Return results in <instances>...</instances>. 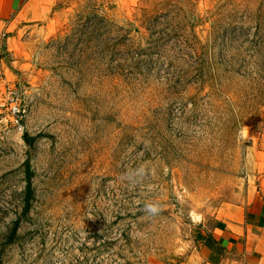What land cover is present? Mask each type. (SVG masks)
Returning <instances> with one entry per match:
<instances>
[{
  "label": "rangeland",
  "instance_id": "1",
  "mask_svg": "<svg viewBox=\"0 0 264 264\" xmlns=\"http://www.w3.org/2000/svg\"><path fill=\"white\" fill-rule=\"evenodd\" d=\"M0 71V264L179 263L264 169V0H56Z\"/></svg>",
  "mask_w": 264,
  "mask_h": 264
},
{
  "label": "crops",
  "instance_id": "2",
  "mask_svg": "<svg viewBox=\"0 0 264 264\" xmlns=\"http://www.w3.org/2000/svg\"><path fill=\"white\" fill-rule=\"evenodd\" d=\"M55 3L0 0V45L46 21ZM244 189V199L210 219L200 244L175 264H264V169H246Z\"/></svg>",
  "mask_w": 264,
  "mask_h": 264
},
{
  "label": "trees",
  "instance_id": "3",
  "mask_svg": "<svg viewBox=\"0 0 264 264\" xmlns=\"http://www.w3.org/2000/svg\"><path fill=\"white\" fill-rule=\"evenodd\" d=\"M23 140L28 146L32 147L35 138L30 137L27 133H25L23 135ZM24 166H25V171H26V187H25L24 202H25L26 210H27L29 208V203H30V200L32 197V188H31V181H30L31 176H32V172L30 170V166H29L28 161L25 162ZM17 227H18V223L16 222L13 229H12V235L15 234Z\"/></svg>",
  "mask_w": 264,
  "mask_h": 264
},
{
  "label": "built area",
  "instance_id": "4",
  "mask_svg": "<svg viewBox=\"0 0 264 264\" xmlns=\"http://www.w3.org/2000/svg\"><path fill=\"white\" fill-rule=\"evenodd\" d=\"M3 76H4L3 73L0 71V89H3V91H5L6 89L9 88V85ZM16 101H17V99L10 103V107H9L10 110L9 111L13 117L18 118L19 113H20V109L18 108Z\"/></svg>",
  "mask_w": 264,
  "mask_h": 264
},
{
  "label": "clouds",
  "instance_id": "5",
  "mask_svg": "<svg viewBox=\"0 0 264 264\" xmlns=\"http://www.w3.org/2000/svg\"><path fill=\"white\" fill-rule=\"evenodd\" d=\"M145 211L150 215H157L160 211L159 205L155 203H147L144 205Z\"/></svg>",
  "mask_w": 264,
  "mask_h": 264
}]
</instances>
